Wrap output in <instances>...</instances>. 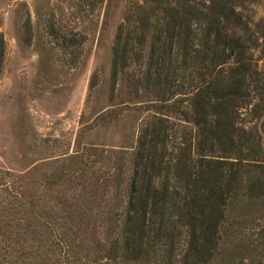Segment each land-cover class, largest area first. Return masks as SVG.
Listing matches in <instances>:
<instances>
[{
	"label": "trees",
	"instance_id": "16d2710c",
	"mask_svg": "<svg viewBox=\"0 0 264 264\" xmlns=\"http://www.w3.org/2000/svg\"><path fill=\"white\" fill-rule=\"evenodd\" d=\"M249 2L127 0L110 77L150 111L135 150L112 160L103 185L59 203L62 213L0 181V264H229L240 251L224 242L256 219L264 244V126L241 118L257 74ZM175 120L193 127L177 141ZM101 189L104 210L92 212Z\"/></svg>",
	"mask_w": 264,
	"mask_h": 264
},
{
	"label": "rangeland",
	"instance_id": "374dc122",
	"mask_svg": "<svg viewBox=\"0 0 264 264\" xmlns=\"http://www.w3.org/2000/svg\"><path fill=\"white\" fill-rule=\"evenodd\" d=\"M126 6L127 0H0V181L25 184L27 196L41 195L46 209L57 203L62 213L66 198L103 185L112 160L125 161L135 150L150 114L139 103L132 106L121 79L111 89V47ZM242 11L257 72L242 125L261 132L264 0H251ZM192 130L184 121L173 126L176 141ZM98 195L104 200L92 212L108 197L104 189ZM257 223L244 228L245 238H232L235 246L224 242L240 251L229 264L264 260Z\"/></svg>",
	"mask_w": 264,
	"mask_h": 264
}]
</instances>
